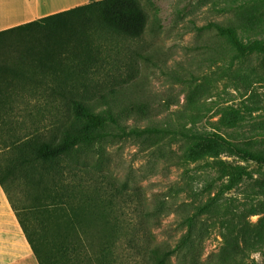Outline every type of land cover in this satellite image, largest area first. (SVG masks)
<instances>
[{"label": "rangeland", "instance_id": "rangeland-1", "mask_svg": "<svg viewBox=\"0 0 264 264\" xmlns=\"http://www.w3.org/2000/svg\"><path fill=\"white\" fill-rule=\"evenodd\" d=\"M137 1L147 15L139 38L106 25L96 6L79 21L74 36L35 31L21 41L24 50L36 54L38 73L32 79L38 85L22 83L6 99L18 113L13 111L14 119L27 129H18L23 132L19 142L0 155V169L6 173L12 168L5 176L11 201L22 221L36 230L39 254L55 264H66V258L72 264H97L106 232L120 227L124 236L110 239L114 264H138L133 232L140 244L173 246L183 234V217L227 183L233 167H244L251 180L224 197L236 198V215L242 210L252 213L245 220L264 227V195L256 194L264 167L243 162L218 145L184 144L171 136L116 138L101 143L99 154L87 159L69 155L44 164L33 159L28 148L22 150L38 135L51 146L61 141L60 129L73 118L68 100L80 99L101 111L106 102L100 97L107 96L123 107H142V112L122 118L127 130L179 122L196 132L222 134L254 153L264 152V56L239 55L225 38L202 29L215 23L232 28L243 43L264 42V0ZM59 85H66L65 96L49 90ZM91 85L100 88L93 91ZM6 130L15 135L13 129ZM214 161L225 164L223 172L215 164L206 166ZM75 164L78 168L70 170ZM58 167H64L65 193L47 195V185L40 188V182L50 183V172ZM74 178L81 195L93 198L92 204L84 203L86 197L78 192L74 195L79 199L73 198ZM99 196L104 201L114 197L116 205L113 210L106 205L96 209L98 216L88 221L84 211L96 207ZM111 211L119 220L111 219ZM219 225L205 243L202 261L220 247ZM79 226L88 227L73 238L71 230ZM65 241L71 247L62 254L63 261L57 260L56 246ZM78 247L83 248L81 256ZM256 250L244 264L264 263V242Z\"/></svg>", "mask_w": 264, "mask_h": 264}, {"label": "trees", "instance_id": "trees-1", "mask_svg": "<svg viewBox=\"0 0 264 264\" xmlns=\"http://www.w3.org/2000/svg\"><path fill=\"white\" fill-rule=\"evenodd\" d=\"M96 6H100L103 22L121 32V34H125L130 38H139L144 32L147 15L137 0H102L101 2H94L93 0L89 4L0 31V155L9 146H15L19 142L21 136L19 134L23 132L18 129H27L14 119L17 112L13 106L6 103V99L13 97L22 83H34V85H38L32 79L38 73V64L35 61L36 54L33 52V49L29 51L24 50L21 44L22 39L35 31L50 32L53 35L62 37L74 36L81 28L79 21L82 17L91 14ZM202 29L215 31L218 35L225 38L227 43L239 55L259 54L264 56V42L262 40L254 39L243 43L232 28L222 27L215 23H210ZM60 87L58 89L51 87L49 90L60 96H65L66 85H61ZM90 87L93 91L100 88L99 85H91ZM106 92L113 94L115 90H107ZM104 97L107 96L100 97L106 102L105 109L101 111H98L96 106L89 102L86 103L75 98L68 100L69 106L73 110V118L63 129H60L62 130L61 141L51 146L46 141H41V136L38 135L34 136L29 141V145L24 147V149L22 148V150L28 148L29 154H32L33 159L44 164L54 161L61 156L69 155L74 159L78 157L87 159L94 154H99V145L111 139L171 136L173 140L182 141L184 144L204 143L218 145L243 162H250L264 167V152L254 153L245 147L234 144L222 134L196 132L183 123L177 122L174 124L167 121V126L165 127L147 126L143 129L133 127L127 130L121 123L122 118L127 119L133 112H142V107L139 104L130 108L123 107L117 104L118 100ZM109 101H112V103L110 104ZM8 106L10 111H5ZM124 112L127 115L122 117ZM6 129H13L11 133H15V135L7 134ZM209 164H215L221 172L225 169V164L221 161H214L206 164V166L210 167ZM77 168L78 165L75 164L70 170L73 171ZM63 170L64 167L53 169L50 172L51 174L49 173L50 177L48 181L50 183L45 182V184H42L43 181H41L40 185L38 184L40 188L47 185L45 190H43L47 195L62 196V192H64L62 189H65V185L62 182ZM10 171H13L12 168L6 173L0 169V184L6 191L5 176L9 175ZM227 177V183L220 184L214 194H208L206 200L199 203L190 215L183 217V234L173 246H150L148 242L146 245L140 244L136 242L137 234L133 232L130 236L133 238L131 242H133V248L136 250L139 258L138 264H244V260L247 257L251 258L253 251L254 253L258 252L259 250H256V248L264 242V227L260 224L252 227L245 220L247 215H252V213H247V211L244 213V210H242L236 215L235 211L238 209V207L234 206L236 198L232 196L228 198L224 197L226 192L238 189L246 181L251 180V177H249L244 167H233ZM76 180L74 178L71 187L73 188L72 195L73 198L79 199L75 197V192L80 193V195L84 193L79 192L80 187L76 183ZM257 182L258 180L254 181L255 184ZM67 188L66 191H68ZM258 188L256 194L264 195V181L259 184ZM100 194H102L101 191ZM94 195L98 197L96 193ZM81 196L86 197L83 200L84 203L90 201V204H92L93 198L89 197L88 194L87 196ZM244 196L246 199L251 197L246 194ZM113 198L104 201L99 196L101 200L98 199V203H94L97 205V208L94 207L88 211H84V216L88 221H93L98 216L97 212L99 210L96 212V209L106 205V210H113L116 205ZM33 207L36 208L37 205ZM60 210L63 211V216H66L63 206ZM75 212L76 214L78 213L76 209ZM113 212L111 211L112 214L109 215L113 217L111 219L119 220L117 216L113 215L115 214ZM234 217L237 218V223H230ZM18 218L39 264H55L52 259L48 261L39 254L37 248L38 234L36 230L23 222L19 216ZM216 219L218 220L216 221ZM218 221L221 222V226L219 225L222 239L220 247L215 253L210 254L205 261H202L205 243L212 236V233H215ZM87 227L79 226L78 229L74 227L73 230L67 227L64 230L67 232L71 230V236L74 238L79 236V233L83 232ZM125 233L126 236H129L128 229ZM119 236H124V229L121 227L120 229L108 230L106 232L105 242L101 244L102 246L100 245V250L95 258L97 264H114L110 239L118 240ZM70 247L71 244L67 241L62 242L61 245H57V260L63 261L65 257L63 258L62 254L63 256L67 255ZM82 251L83 248L81 247L80 249L78 247L77 256H81ZM65 263L72 264V260L66 258ZM261 264L264 263L261 261Z\"/></svg>", "mask_w": 264, "mask_h": 264}, {"label": "crops", "instance_id": "crops-1", "mask_svg": "<svg viewBox=\"0 0 264 264\" xmlns=\"http://www.w3.org/2000/svg\"><path fill=\"white\" fill-rule=\"evenodd\" d=\"M93 0H0V31L61 13ZM0 264H39L17 211L0 184Z\"/></svg>", "mask_w": 264, "mask_h": 264}]
</instances>
